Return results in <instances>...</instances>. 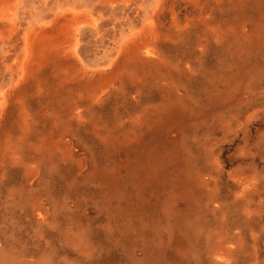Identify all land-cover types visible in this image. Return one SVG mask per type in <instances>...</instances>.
Segmentation results:
<instances>
[{"label":"rangeland","instance_id":"1","mask_svg":"<svg viewBox=\"0 0 264 264\" xmlns=\"http://www.w3.org/2000/svg\"><path fill=\"white\" fill-rule=\"evenodd\" d=\"M141 1L0 75V264H264V0Z\"/></svg>","mask_w":264,"mask_h":264},{"label":"bare ground","instance_id":"2","mask_svg":"<svg viewBox=\"0 0 264 264\" xmlns=\"http://www.w3.org/2000/svg\"><path fill=\"white\" fill-rule=\"evenodd\" d=\"M135 1L38 0L39 6L35 11L36 14L34 13V18L24 25L18 18L19 12L15 11V2L13 3L12 0H0V8L2 7V21H0V38L2 37V43L0 44V75L5 73L4 75L8 76L6 77L5 85L8 86L18 80L24 79L31 58H34L36 54L37 45L45 41L48 43L42 35L61 20H68L70 18L74 23H78L74 30L82 33V37L88 32L97 35L100 30L99 26L106 20V18L101 16L102 12L108 13L116 8L120 9L125 14V17H127L131 13L132 3H135ZM144 3L145 0H142L141 4L144 5ZM160 3H162V0L158 1V5ZM2 98H0V105L5 101L4 96Z\"/></svg>","mask_w":264,"mask_h":264}]
</instances>
